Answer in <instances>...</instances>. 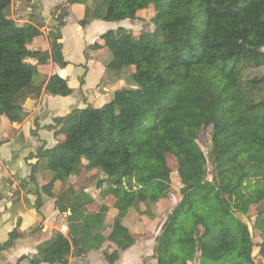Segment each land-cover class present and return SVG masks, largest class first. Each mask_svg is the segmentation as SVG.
I'll use <instances>...</instances> for the list:
<instances>
[{"label":"trees","instance_id":"obj_1","mask_svg":"<svg viewBox=\"0 0 264 264\" xmlns=\"http://www.w3.org/2000/svg\"><path fill=\"white\" fill-rule=\"evenodd\" d=\"M11 3L0 0V116L19 123L17 111L27 100L39 99L43 88L52 96L72 93L56 73L38 84L33 81L40 66H67L59 43L67 11L60 6L51 13L56 33L49 35L50 51L31 50L42 26L37 20L16 23ZM83 5L82 27L94 19L140 20L139 12L152 5L155 30L104 33L100 40L112 56L106 70L129 73L131 88L45 126L64 137L53 150L41 148L37 154L52 174L45 193L88 171L97 170L102 177L98 200L73 187L57 197L59 212L70 210L68 235L54 232L38 246L31 264H68L70 255L80 258L92 251L116 264L135 242L123 223L126 215L137 204L151 209L167 195L172 175L168 157L175 162L180 188L155 237L154 264H264V76H248L264 69V0H103L102 14ZM40 204L38 198L37 209ZM110 208L117 215L104 236ZM238 216L250 220L251 232ZM19 237L17 229L12 231L0 252Z\"/></svg>","mask_w":264,"mask_h":264},{"label":"crops","instance_id":"obj_2","mask_svg":"<svg viewBox=\"0 0 264 264\" xmlns=\"http://www.w3.org/2000/svg\"><path fill=\"white\" fill-rule=\"evenodd\" d=\"M68 1L15 0V8L11 3L17 17L15 20L12 16V19L16 23L36 24L37 20L42 26V36L34 39L28 46L31 50L50 51L49 35L56 33L55 16L51 13L57 7H65L67 15L59 29V43L67 66L60 69L50 62L47 66L38 67L40 80L36 84L56 73L67 81L72 93L67 97L52 96L46 94L43 88L39 99L31 100L34 106L30 112H26V118L21 119V122L10 123L6 117L0 116V245L8 241L9 234L15 229L20 233L13 247L0 252V264H23L24 260L31 264L30 259L36 256L38 246L50 240L54 232H60L67 237L66 217L70 210L60 213L56 201L69 187H73L76 192L83 191L94 199L98 195L96 186L102 176L97 170L72 176L63 183L57 182L53 185L50 195L45 193L43 186L51 181L52 174L47 170L46 162L43 163V158H38L37 154L41 148L53 150L58 142L64 139L62 135L56 137L54 130L46 129L45 126L53 124V119L65 117L73 110L85 109L88 106L99 107L109 102L116 91L131 88L126 87L130 84L129 73L106 70L112 56L100 37L109 30L116 31L125 27L129 28L128 31L133 35L138 34L140 27L143 28L145 23L141 11L138 14L140 20L109 23L94 19L82 27L79 21L83 19L86 9L83 4L95 14H102L103 0H79L83 4L72 5H69ZM152 17L151 15L149 18ZM27 62L33 66L37 64L34 59H28ZM35 124L39 127L33 135ZM96 175L97 178H94ZM38 198L41 201L39 209L36 207ZM96 203L100 205L101 201ZM67 206L73 207L71 198ZM131 211L123 220L129 229L127 222ZM116 215V210L112 208L107 212L104 236L109 234ZM150 228L151 225L148 224L145 231H135L131 228L135 242L128 250L120 253L116 264H142L143 259L152 257L157 234L152 236ZM104 246H107V243ZM21 257L27 259L18 261ZM151 261L154 264V260ZM68 264L108 263L101 251H92L80 258L70 255Z\"/></svg>","mask_w":264,"mask_h":264},{"label":"rangeland","instance_id":"obj_3","mask_svg":"<svg viewBox=\"0 0 264 264\" xmlns=\"http://www.w3.org/2000/svg\"><path fill=\"white\" fill-rule=\"evenodd\" d=\"M12 4L15 8V0L12 1ZM154 13H155V11H154V8L152 5H146V7L141 11L142 17L145 18V23L143 24V28L140 27V29L142 31L153 32L155 30V25L153 23H151V19L149 18L151 15L153 16ZM10 16L11 17L13 16L15 18V20L17 19L16 14L13 10V7L12 8L10 7ZM54 23L56 24L55 21H54ZM141 23H143V22H141ZM128 29L129 28L125 27V28H123V30H119L117 33H118V35H121L122 32H125V31L129 32ZM141 30H140V32H141ZM138 34H139V32H138ZM263 51H264V49H263ZM248 76L249 77L264 76V69L252 70V71L248 72ZM39 80H40L39 74L35 73L33 76V81L35 83H37ZM128 86H131V82H130V84L126 85V87H128ZM1 117H3V115ZM204 139H206V140H204ZM206 143H207V133L205 135H203L201 145L202 144L205 145ZM203 149H204V147H203ZM204 151H207V149H204ZM43 160H44L43 163H45L46 162L45 159H43ZM83 161L86 162L87 157H85L83 159ZM168 164L172 170V175H171V184H170V187L168 189L166 197L164 199H162L160 203L152 205L151 209H148L143 204L142 205L137 204L132 209L131 213L129 214L130 216H128L127 225H129L130 230H131V228H133L135 231L136 230L145 231V227L148 224V225H151L150 231L152 233V236H155L156 234H158V231H159L161 225L163 224L166 217L168 216V214L171 212V210L174 208L175 204L177 203L178 191H179L180 185H179V182L177 179L175 162L171 157H168ZM207 173H208L207 179L210 180L212 177V169L210 166H208ZM94 178H97V175ZM99 192L100 191L98 190V194H99ZM96 196H97L96 198L98 200L99 197H98V195H96ZM96 198H95V200H96ZM106 203H111V200L107 199ZM94 208L92 210H94ZM257 208H258L257 206L252 207V209L250 211L251 216H253L256 213ZM238 217L242 220L245 228L249 232H251L250 220H248L244 216H238ZM137 221L140 224L137 223ZM151 260H152V257H147V258L143 259L142 264H152ZM192 264H199V262L195 261ZM256 264H262V263L259 260H256Z\"/></svg>","mask_w":264,"mask_h":264},{"label":"water","instance_id":"obj_4","mask_svg":"<svg viewBox=\"0 0 264 264\" xmlns=\"http://www.w3.org/2000/svg\"><path fill=\"white\" fill-rule=\"evenodd\" d=\"M34 106V102L31 100H27L26 103L24 104L22 110H18L17 114L21 117V119L26 118V112H30ZM23 264H29L28 261L24 260Z\"/></svg>","mask_w":264,"mask_h":264}]
</instances>
